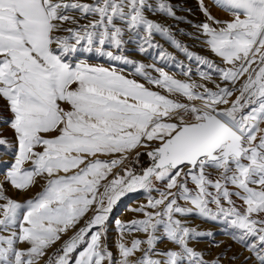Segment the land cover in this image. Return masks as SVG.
<instances>
[{"label": "snow or ice", "instance_id": "6c2138e0", "mask_svg": "<svg viewBox=\"0 0 264 264\" xmlns=\"http://www.w3.org/2000/svg\"><path fill=\"white\" fill-rule=\"evenodd\" d=\"M214 3L230 18L199 0L205 19L194 27L219 64L149 18L183 19L168 0H0V99L16 146L5 179L19 191L44 181L24 201L0 184V264H220L190 246L213 235L187 226L182 217L193 214L227 223L264 264V0ZM155 34L197 63L201 82L191 68L182 80L123 54L131 43L174 60ZM81 52L131 65L147 86L115 66L77 60ZM132 153L148 166L124 167ZM137 191L147 202L129 208L140 218L115 219L116 256L108 222ZM126 233L145 235L129 241ZM164 239L173 247L159 248Z\"/></svg>", "mask_w": 264, "mask_h": 264}, {"label": "rangeland", "instance_id": "374dc122", "mask_svg": "<svg viewBox=\"0 0 264 264\" xmlns=\"http://www.w3.org/2000/svg\"><path fill=\"white\" fill-rule=\"evenodd\" d=\"M151 2L155 3L156 0H151ZM168 2L172 5L178 6L174 8L175 16L182 17L183 19H176L162 13H148L149 18L166 26L171 31L174 38L180 41L182 45L187 46L190 51L201 56H205L219 64V57L215 56V54H213L205 45H203L201 39H197L199 34L197 33L194 25L202 22L205 19L199 7V0H168ZM204 4L209 8L213 16L221 19L230 18L229 13H227L221 7H218L214 3V0H204ZM153 41L154 43L161 45L163 50L171 53L175 59H159V48H151L148 49L147 52L141 53L138 51L137 46L131 43L127 45L126 51L123 54L133 61L143 62L146 65L155 64L156 67H161L170 75L182 80L187 79L183 73L187 68H191V79L201 82L197 72V63L194 60L189 61L183 52L177 49L167 38L160 34H155ZM76 59H85L88 63L99 64L105 67L115 66L118 70H123L126 75L130 76V78H135L141 83H145L147 86V81H145L142 77L132 75L133 69L131 65H126L119 61H110L107 57L99 56L95 52H81L76 56ZM180 62H183L184 67L179 66ZM199 67L201 70H207L206 66L201 65ZM146 71L150 72L152 75H157L151 68L146 69ZM213 78L217 81V83L220 82L219 78L215 75ZM208 86L214 87L212 83H209ZM10 115L11 114L6 106V101L0 99V135L6 137L9 141L7 146L0 145V184L3 185V188L8 196L18 201H24L28 198H31L37 191H39L44 181L42 179H38V183L29 191L16 190L12 187L10 182L6 181V172L10 168L11 163L14 161L16 153L14 132L9 127V124L5 122L7 118L10 117ZM140 151L144 152L146 150L140 149ZM134 158L135 153H132L129 159L125 161L123 166L133 167L138 172L141 168L148 166H143V161L141 159L139 160V163H134ZM143 158L149 161V158L146 155H144ZM152 195L156 196L158 193L153 192ZM146 202V194L143 191H137L128 193L125 197L121 198V200L114 207L108 222V242L114 255L118 256L115 245L117 239L119 238V233L114 223L115 219L119 218L123 222H128L134 218H140L142 216L141 213L130 211L129 208H136L140 204ZM181 203H183V201H181ZM90 215L91 213L88 214V216ZM88 216H86L84 219H87ZM182 219L186 220L187 226L189 227H194L199 231H210L213 234L211 237L202 236L189 242L190 246L204 253V258L206 260L211 261L214 258L219 257L220 264H258L256 257L251 251L247 249L245 244L234 238L235 230L232 229L227 223L205 219L195 214L182 217ZM83 224L84 220H81L77 225V228L83 226ZM73 231H75V229L70 231L68 235H71ZM125 235L130 241L135 237L143 238L145 234L126 233ZM66 238L67 237H64V239ZM251 242L252 240L247 241V243ZM60 243L61 242H57L54 247H59ZM157 246L161 249H164L173 247V244L170 241L164 239L163 241L159 242ZM49 251L51 252L52 249ZM233 257H235V259H233Z\"/></svg>", "mask_w": 264, "mask_h": 264}, {"label": "trees", "instance_id": "16d2710c", "mask_svg": "<svg viewBox=\"0 0 264 264\" xmlns=\"http://www.w3.org/2000/svg\"><path fill=\"white\" fill-rule=\"evenodd\" d=\"M143 157H144V155H142V156L140 157V159L143 161V162H142V165H143V166L148 165L149 161H148V160H145V158H143Z\"/></svg>", "mask_w": 264, "mask_h": 264}]
</instances>
